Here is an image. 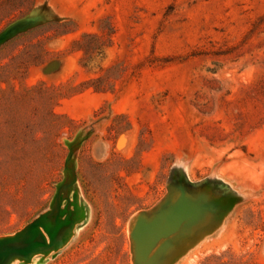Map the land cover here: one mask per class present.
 Here are the masks:
<instances>
[{"label": "rangeland", "instance_id": "374dc122", "mask_svg": "<svg viewBox=\"0 0 264 264\" xmlns=\"http://www.w3.org/2000/svg\"><path fill=\"white\" fill-rule=\"evenodd\" d=\"M15 23L44 26L0 46V236L50 208L82 140L74 228L26 264H133L136 215L189 183L209 208L154 264H264V0H0ZM110 28L85 66L75 42Z\"/></svg>", "mask_w": 264, "mask_h": 264}, {"label": "water", "instance_id": "95a60500", "mask_svg": "<svg viewBox=\"0 0 264 264\" xmlns=\"http://www.w3.org/2000/svg\"><path fill=\"white\" fill-rule=\"evenodd\" d=\"M27 30L24 23L13 24L0 33V46ZM81 141L78 134L70 141L65 140L69 153L64 166V179L56 187L50 208L21 230L0 236V264H10L15 259L26 264L35 256L46 258L67 243L74 228L75 215H78V193L74 191L71 196V191L76 183L74 151ZM202 189L203 186L194 189L190 183L185 184L179 187L174 200V194L167 197L168 187L164 197H167L166 201L158 210L152 208L136 215L130 230L133 264H154L161 248L182 226H192L203 217L209 205L190 196L191 191Z\"/></svg>", "mask_w": 264, "mask_h": 264}, {"label": "trees", "instance_id": "16d2710c", "mask_svg": "<svg viewBox=\"0 0 264 264\" xmlns=\"http://www.w3.org/2000/svg\"><path fill=\"white\" fill-rule=\"evenodd\" d=\"M18 1V6L20 8H25L28 11H30L33 6H34V2L35 0H17ZM53 24H57V25H65L68 24L69 21H64V22H50ZM48 23V24H50ZM46 25V24H45ZM44 25H40L34 28H31L25 32H22L20 34H18L16 37L19 36H23L26 33H29L39 27H42ZM73 30H64L62 33H67ZM113 34V30L112 28L109 29V32H107L104 35H97V34H93V33H88V32H84L82 34V37L80 40H77L75 42V46L78 50L83 51V63L86 66L88 64V62H90L95 56H97L99 53H102L103 49L105 47H108L111 43V36ZM14 38H12L11 40H13ZM11 40L7 41L6 43L10 42ZM5 43V44H6ZM43 53H45V55L47 54V51L45 48H43ZM47 60L45 59V56L43 54H39V55H32L29 56L28 60H24L21 63V70H23V72H25L27 70V68L29 67L30 64H42L45 63ZM96 90L98 91H102V88L98 85L95 86Z\"/></svg>", "mask_w": 264, "mask_h": 264}, {"label": "bare ground", "instance_id": "6f19581e", "mask_svg": "<svg viewBox=\"0 0 264 264\" xmlns=\"http://www.w3.org/2000/svg\"><path fill=\"white\" fill-rule=\"evenodd\" d=\"M206 222H207V220H204L202 223L198 224L197 226H200V225H202V224H204V223H206ZM208 224H209V223H208ZM204 226L207 227L206 225H204ZM203 228H204V227H203ZM198 229H199V228H198ZM200 229H201V228H200ZM200 229H199V230H200ZM195 230H196V229H195ZM199 230H198V231H199ZM200 231H202V230H200ZM195 232H196V231H195ZM197 233H198V232H197ZM197 233H195V234L197 235ZM199 233H200V232H199ZM204 233H205V232H204ZM195 234H194V235H195ZM186 235H187V234H186ZM188 235H189V234H188ZM188 235H187V236H188ZM194 235H193V237H196V235H195V236H194ZM202 235H204V234H202ZM205 235H206V234H205ZM189 237L191 238L192 236H189ZM189 237H188V238H189ZM201 238H202V237H201ZM186 239H187V238H186ZM193 239H194V238H193ZM193 239H192V242L195 241V243L197 244V242H196L197 237H196L194 240H193ZM187 240H190V239H187ZM177 242H178V241H177ZM179 242H180V241H179ZM179 242H178V243H179ZM185 242H186V241H183L182 244L185 243ZM187 242H188V241H187ZM190 242H191V241H190ZM190 242H189V244H191ZM178 243H176V244L179 245L180 243H179V244H178ZM200 243H202L201 240H200V242H198V244H197L196 246H198ZM192 244H194V242H193ZM192 244H191V245H192ZM183 245H184V244H183ZM194 245H195V244H194ZM189 246H190V245H189ZM196 246H195V247H196ZM179 247H180V245H179ZM179 247H178V248H179ZM185 247H186V246H185ZM185 247H183L182 249L184 250ZM187 247H188V245H187ZM187 247H186V248H187ZM190 247H193V246H190ZM179 249H181V248H179ZM185 250H186V249H185ZM188 250H189V247H188ZM188 250H187V252H188ZM180 251H181V250H180ZM173 252H174V251H173ZM170 253H171V252H170ZM180 253L182 254V251H181ZM174 254H175V253H174ZM185 254H186V253H185ZM171 255H172V253H171ZM183 255H184V254H183ZM167 257H169V256H166V258H167ZM164 258H165V257H164ZM172 258L174 259L175 257L172 256ZM169 259H170V258H169ZM173 259H172V260H173ZM176 259H177V257H176ZM176 259H175V260H176ZM172 260H171V261H172ZM177 260H178V259H177ZM177 260H176V261H177ZM166 261H167V260H166ZM166 261H165V262H166ZM162 262H163V261H162ZM168 262H169L168 264H170V260H168ZM174 262H175V261H174ZM163 263H164V262H163ZM166 263H167V262H166ZM172 263H173V262H172ZM161 264H162V263H161ZM164 264H165V263H164Z\"/></svg>", "mask_w": 264, "mask_h": 264}]
</instances>
